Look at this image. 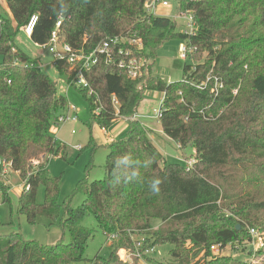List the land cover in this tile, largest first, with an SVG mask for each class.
Instances as JSON below:
<instances>
[{
	"label": "trees",
	"instance_id": "1",
	"mask_svg": "<svg viewBox=\"0 0 264 264\" xmlns=\"http://www.w3.org/2000/svg\"><path fill=\"white\" fill-rule=\"evenodd\" d=\"M6 1L11 15L0 12V193L9 199L3 165L11 163L9 175L16 173L21 184L30 185L19 194L18 213L32 225L39 216L50 219L62 236L53 245L17 231L0 236V264L86 260L95 231L110 241V253L97 255L90 264H129L119 252L135 250L140 237L145 241L139 248H155L144 256L146 264H162L155 253L166 243L173 246V264H247L223 249L231 243L233 251L244 250L252 240L249 229H264V0H179L180 9L194 15L193 36L178 31L172 19L148 15L146 0ZM67 11L60 26L62 41L89 52L116 36L141 38L150 62L145 83L131 79L126 67L104 60L86 71L101 106V115H95V96L80 87L92 120L110 128L118 116L137 112L145 92H162V134L179 149L193 147V165L168 161L151 138L152 130L129 121L127 136L106 145L105 176L84 180L60 202L61 183L49 173L48 157L64 154L54 128L70 103L38 59L16 44V37L36 13L30 38L47 43ZM171 38L189 42L194 63L184 65L181 80L167 82L153 73V65L157 49ZM114 52L117 60L125 57L116 47ZM56 67L69 83L67 63L59 61ZM209 73L224 84L218 94L211 91L213 81L198 87ZM113 97L119 101L118 111ZM33 160L40 162L33 165ZM40 185L45 189L43 203L37 202ZM77 192L85 198L74 206ZM88 217L96 228L84 224ZM213 245H220V251L214 252ZM197 251L198 258L193 256ZM257 253L264 254V249ZM133 264L143 263L135 258Z\"/></svg>",
	"mask_w": 264,
	"mask_h": 264
},
{
	"label": "rangeland",
	"instance_id": "2",
	"mask_svg": "<svg viewBox=\"0 0 264 264\" xmlns=\"http://www.w3.org/2000/svg\"><path fill=\"white\" fill-rule=\"evenodd\" d=\"M172 4V10L176 13L179 0H169ZM0 12L5 15H11L6 0H0ZM181 27L185 25V20H179ZM184 41L179 38H171L166 40L158 49L157 57L153 65V73L161 76L167 82L178 81L183 78V67L185 64H192L193 60L182 59L180 45ZM16 44L29 53L32 57L45 63L44 70L57 82L58 91L64 94L70 106L76 108L79 119L77 121L69 120L61 122L55 126L54 131L59 142L65 144V151H60L56 156L50 158L48 162V170L52 176L58 177L61 183L60 202H63L66 197L71 195L77 186L84 180L92 181L102 179L105 176V156L107 149L104 143L106 136L101 131L100 126L92 120V110L89 100L80 90L79 85H70L68 82L59 76V71L53 61V56L39 45L34 43L29 36L21 30L16 37ZM2 57L0 55V63ZM194 63V62H193ZM69 71V70H68ZM163 97V93L154 90L145 92L144 98L141 101L137 112L140 115L147 116L152 114L154 108H158ZM145 120V119H144ZM145 123L147 127L152 130L151 138L154 143L164 154L166 159L170 162L182 163L185 167L187 165L186 159H190L195 154V149L189 147L186 150L179 149L174 141L169 140L163 134L156 132L157 128L161 127L159 120L150 123L148 119ZM145 122V121H144ZM129 121L124 119L117 120L113 126L109 128L111 132L121 129L119 134L116 135L117 139H122L127 136ZM123 129V130H122ZM113 130V131H114ZM82 145V150H76L75 146ZM93 160V166L90 167L89 163ZM7 184L11 186L9 191V199L4 200L0 193V236L9 234L12 231L21 232L26 239L35 240L43 245H53L62 236V229L57 223H50V219L39 216L38 223L35 225L30 224L24 215L18 213L19 194L22 190V184L16 173H11L7 179ZM85 195L83 192H77L73 199V205L78 206L84 200ZM45 200L44 185H40L37 192V202L43 203ZM85 225L96 228V223L92 217H88ZM259 227V226H258ZM258 233L253 240L254 243L246 242V247L238 251H233L232 244L225 249V254H232L247 264H264V254L257 253L258 250L264 249V229H258ZM70 236H65V241H69ZM250 241V242H253ZM110 241L101 231H95L94 237L89 242L86 250V260L76 261L71 264H90V261L97 255L108 257ZM171 244H162L156 248L155 256L161 259L162 264H173L170 260ZM243 248V247H242ZM253 248L252 254L248 255V251ZM234 252V253H233ZM193 254L195 257H200L201 254ZM198 255V256H197Z\"/></svg>",
	"mask_w": 264,
	"mask_h": 264
},
{
	"label": "built area",
	"instance_id": "3",
	"mask_svg": "<svg viewBox=\"0 0 264 264\" xmlns=\"http://www.w3.org/2000/svg\"><path fill=\"white\" fill-rule=\"evenodd\" d=\"M172 4L169 0H146L144 3L145 11L148 15L156 16V17H166L172 19L177 22L178 31L185 33L187 35H195L196 33V22L194 19V15L190 11L180 9V5L178 4L176 13L172 10ZM63 17L56 22L55 28L52 30L50 40L44 44H37L44 50L48 51L53 56V61L56 65L57 62L63 61L67 63L69 72H72V79L68 83L70 85H79L84 89H88L89 96H95L94 100V113L95 115H101V106L99 105V99L97 97L96 91L91 87L88 79L85 76L86 71L91 69L94 65L98 64L100 61L104 60L107 63L116 64L118 63L121 67H126L128 70V75L133 80H143V83L147 80L150 75L149 70V60L144 51V44L141 38H128L127 36H116L114 38H110L109 40H105L99 43L95 48H93L89 52H85L83 50H79L71 46L69 43L64 42L60 39V26ZM179 20H185V25L180 28ZM38 22V14H32L25 25L22 27L23 33L27 36L31 37L32 32ZM184 43L180 45L181 57L182 59H188L189 54L191 53V48L188 41L183 40ZM129 44V47L125 49L122 48L119 44ZM118 46V47H117ZM115 47L118 49V54L124 55L120 60H117L114 56ZM39 61V60H38ZM17 64L24 65L25 63L16 61ZM33 65L32 63L30 64ZM38 65L41 68H45V63L39 61ZM213 81V86L211 91L214 94H218L219 90L223 88L224 84L222 80L215 74L209 73L206 80L198 85L199 88H205L208 86L210 82ZM10 82V81H9ZM141 87V86H140ZM236 93L237 91L234 90ZM181 93V92H180ZM164 96L161 99L158 108H154L152 114L143 116L138 112L133 113L130 116H118V119H124L126 121H140L144 124V119L152 118L155 120H159L162 116V105L164 101ZM183 101V99H181ZM113 105L116 107L118 111L119 101L116 97H113ZM79 116L77 114L76 108L74 106L68 107L67 111L59 117L58 123L66 122L69 120L77 121ZM116 120V121H117ZM100 129L104 134H108V127L100 126ZM82 145L75 146L76 150H82ZM56 156L55 154H50L48 158H52ZM39 160H33V165H38ZM187 165L191 166L195 162L194 157L190 159H186ZM11 163H4L3 165V174L7 179L9 175V167ZM22 188L28 190L30 185L24 181L22 184ZM249 234L252 236L253 241L256 236L259 235L258 230L256 228H250ZM141 240L137 242L135 250L130 249H121L119 255L124 262L129 264H133L135 258L139 259L143 264L145 263L144 256L152 255L155 252L154 247H146L145 249L139 248L141 244L144 243L145 238L140 237ZM249 243H254L249 242ZM231 246V243L228 244L223 250L227 247ZM211 249L214 252L220 251V245H213Z\"/></svg>",
	"mask_w": 264,
	"mask_h": 264
},
{
	"label": "crops",
	"instance_id": "4",
	"mask_svg": "<svg viewBox=\"0 0 264 264\" xmlns=\"http://www.w3.org/2000/svg\"><path fill=\"white\" fill-rule=\"evenodd\" d=\"M148 119H151V120H154V121H151L150 123H153V122H155L156 120L155 119H152V118H146L144 121V125H145V123H148L149 121H146V120H148ZM146 126V125H145ZM158 126V125H157ZM157 126H156V132H158V133H160V134H162V128L161 127H159V128H157ZM114 128H112V130H111V132H109L110 130H108V134H104L105 136H106V142L104 143V145H107V144H109L111 141H113V140H115V139H117L116 138V135H118L119 134V132H120V130L121 129H117V130H114ZM123 130V129H122ZM102 131V130H101ZM58 138V137H57ZM59 139V138H58ZM58 142H59V140H58ZM60 144L62 143V145L64 144L63 142H59ZM65 145V144H64Z\"/></svg>",
	"mask_w": 264,
	"mask_h": 264
},
{
	"label": "water",
	"instance_id": "5",
	"mask_svg": "<svg viewBox=\"0 0 264 264\" xmlns=\"http://www.w3.org/2000/svg\"><path fill=\"white\" fill-rule=\"evenodd\" d=\"M69 15V11H67L66 13L63 14V18H66ZM239 227V225H238Z\"/></svg>",
	"mask_w": 264,
	"mask_h": 264
}]
</instances>
